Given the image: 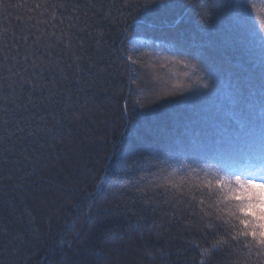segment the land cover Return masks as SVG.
<instances>
[{"label": "trees", "instance_id": "obj_1", "mask_svg": "<svg viewBox=\"0 0 264 264\" xmlns=\"http://www.w3.org/2000/svg\"><path fill=\"white\" fill-rule=\"evenodd\" d=\"M62 2L76 6L65 15L78 16V23L69 34L65 21L58 26L57 35L62 28L63 44L71 42L69 56L83 44L86 56L92 57L82 61L83 78L93 86L81 91V103H73L72 111L56 108L50 114L36 110V121L43 124L46 120L49 127L59 124L58 132L45 135L43 148L23 136L15 141L7 139L20 123V110L10 107L6 113L0 112V137L5 138L0 145V264H201V251L211 247L214 237H206L196 218L174 213L164 204L153 210L131 200L132 193H125L117 178L121 176L120 164L133 156L130 149L141 137L180 142L189 135L202 138L201 131L205 130L211 140L220 141V129L229 124L220 98L193 96L185 101L179 97L181 103L164 107L152 102L149 83L130 86V77L144 81L145 72L151 75L149 65L157 67L155 53L167 55L174 42H182L194 44L208 55L221 80L247 82L253 64L233 45L235 25L231 17H212L207 24L200 21L199 6L219 0H163L173 7L145 17L146 31L124 39V19L135 10L132 6L145 0ZM10 12L15 15L16 9ZM138 17H144L142 10ZM260 19H264V0H251L248 22L258 27ZM129 55L138 61L137 66L129 64ZM253 59L256 78L246 91L256 100L261 94L258 51ZM125 67L137 70L128 73ZM129 90L132 94L125 105ZM137 98L144 100L142 106L134 103ZM125 108L126 118L122 115ZM21 143L27 153L20 152ZM8 149L11 151L5 156ZM24 155L31 163L25 162ZM237 163L247 161L241 158ZM101 182L103 189H96L94 206L89 207L82 199L87 193L80 189L87 186L91 192ZM209 264L231 262L221 252Z\"/></svg>", "mask_w": 264, "mask_h": 264}, {"label": "snow or ice", "instance_id": "obj_2", "mask_svg": "<svg viewBox=\"0 0 264 264\" xmlns=\"http://www.w3.org/2000/svg\"><path fill=\"white\" fill-rule=\"evenodd\" d=\"M132 7L135 10L123 21L121 35L124 39L143 34L145 17L157 16L173 5L163 0H145ZM250 7L251 0L237 3L219 0L201 4L197 11L204 24L212 17H231L235 25L231 35L233 45L241 48L248 62L253 64L247 82L221 80L208 55L198 46L182 42H174L167 49V55L155 53L157 67L149 65L151 75L145 72L144 81L130 77V86L149 83L152 102L164 107L181 103L179 97L185 101L193 96L217 97L223 102L229 124L220 129L219 142L211 140L205 130L201 131L202 138L189 135L180 142L171 139L148 141L141 137L130 149L133 156L120 164L121 176L117 178L123 191L132 193L131 200L153 210L156 205L164 204L174 213L180 211L196 218L205 229L206 237H214L211 247L201 251V264H209L221 252L227 254L231 264H264V19L259 20L258 27L249 24ZM70 8L76 6L62 0L59 3L54 0L14 3L0 0V112L6 113L10 107L20 110V123L7 139L15 141L23 136L43 148L41 141L45 135L58 132L59 124L49 127L46 120L43 124L36 121V110H46L50 114L56 108L65 113L72 111L73 103H81V91L86 92L93 86V82L83 78L82 61L92 59L86 56L83 44L79 45V51L73 50L69 56L67 49L71 42L63 44L62 28L57 35L58 26L65 21L69 34L77 26L78 16L65 15ZM10 9H16V14ZM140 10L144 17H138ZM257 51L261 64L258 74L261 94L254 100L246 89L256 78L253 57ZM127 60L131 66L138 65L131 55ZM139 67L144 66L140 64ZM176 68L181 71H175ZM87 70L91 73L92 66ZM136 70L135 67L124 68L128 73ZM117 86L122 87V84ZM131 94L129 90L124 97L125 105ZM134 103L142 106L144 100L137 98ZM122 115L127 117L126 108ZM7 123L4 121L5 125ZM4 142L5 138L0 137V145ZM19 148L21 153L28 151L23 143ZM113 149L115 151V145ZM7 151L11 149L5 151V156ZM241 158L247 163L238 164ZM108 159L105 168L109 167ZM24 160L31 163L27 155ZM117 162L120 163L118 158ZM97 188L102 190L103 183L94 185L91 192L87 186L80 189L87 193L82 199L88 201L89 207L94 206Z\"/></svg>", "mask_w": 264, "mask_h": 264}]
</instances>
